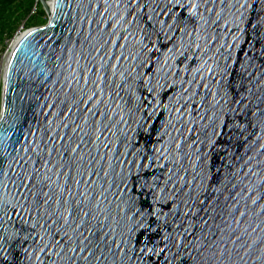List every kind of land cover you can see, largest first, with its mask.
<instances>
[{
  "label": "snow or ice",
  "instance_id": "6c2138e0",
  "mask_svg": "<svg viewBox=\"0 0 264 264\" xmlns=\"http://www.w3.org/2000/svg\"><path fill=\"white\" fill-rule=\"evenodd\" d=\"M4 3L0 0V33ZM73 3L75 0L66 7L71 9ZM64 6L57 0L58 8ZM248 7V0H80L76 4L83 14L78 22L95 26L103 34L93 49H104L97 52L98 60L92 58L96 63L83 70L79 96L74 94L71 106L65 108L72 116L81 113L77 117L81 123L73 119L69 128L62 113L57 125L82 135L71 147L67 142L72 138L57 131L47 137L43 149L38 145L39 150H33L34 157H19L15 171L6 173L0 167V264H264V238L249 243L231 225L226 230L217 224L214 231L209 223L216 219L211 213L218 207L213 206L211 177L193 164V153L180 151L182 145L191 148L202 143L198 135L189 142L177 129L172 147L178 157L163 149H141L123 129H118L124 136L119 144L104 135H115L111 129L121 124L130 130L129 121L139 126L145 117L171 107L169 115L175 114L173 119L180 128L185 127V117H191L189 132H195V124L205 119L212 122L214 133L217 129L221 134L229 131L231 123L245 142L246 128L252 130L249 135L255 141L261 140L264 48L259 57L240 50L238 58H233L242 35L237 20L243 21L241 9ZM89 15L95 19H88ZM257 23L264 27V18ZM257 23L250 27L257 28ZM165 53L170 55L165 57ZM90 121L91 132L97 133L95 140L102 141L107 150L101 159L110 169L102 173L93 170L91 176L112 177L108 188L101 185L100 193L92 196L81 191L85 183L91 189V176L85 181L77 169L79 179L68 175L61 184L65 171H52L60 168L65 155L83 160L77 151H83L86 137L91 142L82 127ZM57 140L65 141L59 149ZM70 165L71 161L64 162L68 174L73 171ZM248 174L259 173L248 168ZM4 176H8L7 184ZM262 187L264 181H259L251 189L245 186L231 195L234 202L237 195L245 200L246 208L250 200L253 214L260 216L264 214ZM112 188L116 191L111 192L113 200L109 201ZM242 192L247 196L240 195ZM96 195L108 202L103 211ZM237 214L247 219L245 212L237 210Z\"/></svg>",
  "mask_w": 264,
  "mask_h": 264
},
{
  "label": "water",
  "instance_id": "95a60500",
  "mask_svg": "<svg viewBox=\"0 0 264 264\" xmlns=\"http://www.w3.org/2000/svg\"><path fill=\"white\" fill-rule=\"evenodd\" d=\"M42 8L46 12L49 21L46 25L35 27L27 30L23 36L19 37L15 42L12 51L10 52L7 66L5 82L1 92V113H0V167L4 172L10 173L16 170L19 163V157L32 155L33 150L40 146L43 149L48 143L47 137L59 132L60 135L70 136L72 139L67 142L71 147H74V142H79L82 135L79 131L72 133L68 128L57 127L61 121V114L67 117L65 120L72 127L70 121L77 120L81 113L77 112L76 116H72L65 111L66 106H71L70 98L75 94L79 96V90L83 85L79 82V78L85 68H88L90 63H96L99 59L98 51L104 49H93V45L101 41L102 33L95 26L89 28L87 24H81L78 21L83 19V14L76 8V4L80 0H75L73 7L70 9L66 5L72 0H59L64 7H57V0H38ZM52 2V11H49V4ZM249 7L247 10L241 9L244 12L243 21L237 22L240 24L242 35L239 40V47L233 51V58L236 59L237 53L240 50H246L249 53H256L259 57V50L264 48V27L257 23L261 18H264V3H258L257 0H248ZM87 12V8L83 9ZM239 16V14H237ZM88 19H95L93 15H89ZM231 15L228 20H232ZM257 23V28L250 27L251 24ZM89 33L92 35L89 36ZM105 39L107 37H104ZM71 40V43L69 41ZM231 42V38L229 39ZM108 47V46H105ZM194 50V49H193ZM114 50H109L108 54L112 55ZM170 53H165V57ZM211 55V53H209ZM96 57V60L92 58ZM203 59V57H201ZM259 63V59L256 61ZM111 63V62H109ZM191 63L189 67H191ZM187 70L185 69V72ZM192 74H195L193 68ZM187 75L185 79H187ZM177 89L180 87L177 84ZM215 91V89H214ZM170 103L169 101H164ZM205 109H201L204 112ZM171 107L168 111L160 110L151 118L145 117L139 121L137 126L132 121V128L129 130L125 125L121 124L117 128H112L111 133L104 132L105 136L113 142L119 144L124 140L123 133L118 129H123L128 132V137L133 144H138L141 149H163L171 153L172 157H178V152L172 147L177 141V129L184 132V138L191 141L198 135V142L192 145L191 148L181 146L180 151L193 153L190 157L193 164H198L211 177L209 184L214 189L213 191V206L216 211L211 215L216 217L215 220H210L213 225L219 224L222 228L228 230V225H231L236 232L244 236L251 243L252 239L264 238V214L255 216L251 210L254 206L250 200L247 201L248 207H245V200L240 199L237 195L235 202L231 195L232 192H238L240 189H251L253 184L259 181H264V137L259 141H255L254 137L249 135L252 131L246 128L245 135H248V142H245L240 131L229 123V131L221 134L220 130L213 132L212 122L210 120L200 119L196 124L195 132H189L192 127L187 121L190 116L185 117V127L180 128L179 122L173 119L174 113L169 115ZM124 113H121L123 115ZM110 119H116L111 116ZM125 119H128L125 116ZM223 121H217V124H222ZM89 125H83L86 132L91 136V142L85 138V144L81 145L83 151H77V157L83 156V160L75 159L70 154L65 155L61 162L60 168H53V172H59L62 169L65 175L60 177L59 182L64 183L68 179V175L79 179L77 169L83 173V179L88 181L93 170L102 173L109 171L108 162L101 159L107 151L102 144V141L95 140V135L90 130ZM54 138V137H53ZM252 147L249 148L248 144ZM59 149L65 144V141H56ZM256 144L260 147L257 148ZM131 146V145H130ZM199 149V153H195L194 149ZM116 148L112 149L115 152ZM123 151V148H120ZM43 154V153H42ZM63 155V153H61ZM111 156V153H109ZM248 156H252L251 161L247 160ZM92 157L96 159L93 160ZM71 161L72 173L68 174L64 169V162ZM56 158L53 159V163ZM181 163H186V160H181ZM259 162V163H258ZM168 166L167 161H165ZM82 165V167H81ZM186 166L187 163H186ZM248 168L258 172L257 176L246 175ZM94 183L91 189L85 183L81 191H87L89 196L93 193H100L101 185L108 188L112 180L109 176H91ZM55 180L56 177L54 176ZM3 182L8 183V176L3 177ZM74 181H69V184ZM235 184V188H233ZM264 191V187L261 188ZM116 189L112 188L108 193V200L112 201L111 192ZM240 195L247 196V192H242ZM96 200L100 201L101 211L108 206L107 201H103L99 195H96ZM114 207V205H113ZM245 212L247 219L237 214ZM259 212V209H256ZM227 222V224L224 223ZM257 231L253 232L252 228ZM251 226V227H250ZM247 230V233L246 231ZM250 233V236L248 235ZM15 255V254H14Z\"/></svg>",
  "mask_w": 264,
  "mask_h": 264
},
{
  "label": "trees",
  "instance_id": "16d2710c",
  "mask_svg": "<svg viewBox=\"0 0 264 264\" xmlns=\"http://www.w3.org/2000/svg\"><path fill=\"white\" fill-rule=\"evenodd\" d=\"M3 12L4 24L3 31L0 33V54L6 49L7 41L15 36L22 23H25L28 29L44 26V19L47 15L38 0H5Z\"/></svg>",
  "mask_w": 264,
  "mask_h": 264
},
{
  "label": "rangeland",
  "instance_id": "374dc122",
  "mask_svg": "<svg viewBox=\"0 0 264 264\" xmlns=\"http://www.w3.org/2000/svg\"><path fill=\"white\" fill-rule=\"evenodd\" d=\"M39 11V9H38ZM37 11V13H39ZM49 21V18L48 16L46 15V18L44 19V25H46ZM29 29H32V28H29ZM27 27H25V23H22V25L19 27V29L17 30V32L15 33V36L10 40V41H7L6 43V49L2 52L3 54L1 55L2 57H5V59L8 58V55L9 53L11 52L15 42L17 41V39L22 35L24 34L27 30H29ZM3 89V88H2ZM2 89L0 90V113H1V101H2V95H1V92H2Z\"/></svg>",
  "mask_w": 264,
  "mask_h": 264
},
{
  "label": "built area",
  "instance_id": "2783aa9c",
  "mask_svg": "<svg viewBox=\"0 0 264 264\" xmlns=\"http://www.w3.org/2000/svg\"><path fill=\"white\" fill-rule=\"evenodd\" d=\"M2 54L3 53L0 54V90L4 86V82H5V71H6L7 61H8V58H9L10 53H9L7 59H5V57H2L1 56Z\"/></svg>",
  "mask_w": 264,
  "mask_h": 264
},
{
  "label": "bare ground",
  "instance_id": "6f19581e",
  "mask_svg": "<svg viewBox=\"0 0 264 264\" xmlns=\"http://www.w3.org/2000/svg\"><path fill=\"white\" fill-rule=\"evenodd\" d=\"M52 6H53V4H52V2L49 4V8L51 9L52 8ZM52 11V10H51ZM21 36H23V34L21 35ZM20 36V37H21ZM5 75H6V71H5Z\"/></svg>",
  "mask_w": 264,
  "mask_h": 264
}]
</instances>
